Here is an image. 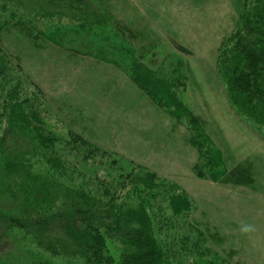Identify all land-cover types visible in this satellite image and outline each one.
Wrapping results in <instances>:
<instances>
[{
  "label": "rangeland",
  "instance_id": "rangeland-1",
  "mask_svg": "<svg viewBox=\"0 0 264 264\" xmlns=\"http://www.w3.org/2000/svg\"><path fill=\"white\" fill-rule=\"evenodd\" d=\"M88 1L94 14L91 18L101 20L89 24L88 31L82 32L74 28V23L58 19L34 21L37 22L33 26L34 37L13 25L2 29L0 49L14 66L9 75L0 79V96L5 97L9 89L15 90L16 99L37 95L43 130L72 137L71 143L76 136L82 138L84 153H91L88 160H81L73 143L55 145V152L63 150L56 156L66 163L64 169H59L64 175L58 176V181L94 190L98 180L107 185L120 181L121 177L123 181L127 174L139 172L137 167H141L154 173L159 183H168L185 192L193 201L195 211L180 218L179 224L183 227L176 229L175 235L182 234L187 230L184 224L192 217L201 222L192 186L193 180L198 179L194 168L199 156L191 145L193 131L186 122L190 120L188 117L214 143L219 139L211 128L224 123L235 127L244 125L245 134L264 139L263 127L258 128L252 120L232 109L216 69L223 47L239 27L241 0H197L195 3L192 0L191 4L184 5L196 9L192 12L199 16L179 12L181 4L175 0L155 4L150 0L149 3L145 0ZM156 7L162 8L160 13L167 8L162 14L165 18L156 21L157 26L149 15L151 19L147 22L145 19V13L154 9L156 12ZM12 10L14 16L15 9ZM45 30L52 37L49 43L39 34ZM146 30L153 35L144 34ZM116 46L121 49L116 50ZM125 47L129 48V55L122 54L127 51ZM100 52L104 57L99 60L95 57ZM139 66L150 71L149 79H137L142 74L137 70ZM222 107L224 112L220 111ZM179 108L187 113L181 119L176 115L182 112ZM4 127L0 117V135ZM68 133L72 136H67ZM214 146L221 150L225 166L233 167L235 161L230 153L226 155L222 151L223 145ZM242 166L251 172L249 165ZM39 168L48 169V166ZM124 183L134 194L132 187ZM157 193L165 202L155 201L151 212L155 214L156 224L163 225L164 219L171 217L169 192ZM129 198L133 205L135 197ZM14 234L23 248L20 255L16 250L10 258L18 260L17 264H85L78 257L43 252L30 237ZM108 248V260L118 259L119 247L112 243Z\"/></svg>",
  "mask_w": 264,
  "mask_h": 264
},
{
  "label": "trees",
  "instance_id": "trees-1",
  "mask_svg": "<svg viewBox=\"0 0 264 264\" xmlns=\"http://www.w3.org/2000/svg\"><path fill=\"white\" fill-rule=\"evenodd\" d=\"M241 4L239 27L218 57L217 75L225 85L232 109L264 128V0H241ZM92 15L88 0H0V32L13 25L34 37V21L53 19L68 20L83 32L90 30L89 24L101 21ZM39 34L45 43L52 38L46 30ZM118 47L116 50L121 49ZM124 49L127 51L122 54L129 55V48ZM101 57L104 55L100 52L95 58ZM11 66L14 64L10 57L0 49V79L9 75ZM137 70L144 75L137 79L152 75L142 66ZM14 91L6 90V96H0V117L5 123L0 135V264H17L18 260L10 258L16 250L20 255L23 248L15 232L30 237L43 252L78 257L85 264H234L230 256L226 258L210 248V240L216 237L213 230L194 217L184 224L185 232L175 235V230L183 227L180 218L190 211L193 215L195 205L185 192L159 183L150 171L137 167L139 172L131 171L123 181L121 177L107 185L98 180L96 188L88 191L58 181V176L64 175L59 169H64L66 163L56 156L63 151L55 152L56 144H75L82 161L90 159L91 153H84L80 137L71 143L72 137L43 130L37 95L16 99ZM180 111L176 113L179 119L187 115L184 109ZM188 118L186 122L193 131L191 145L199 156L194 175L250 187L253 179L248 167L238 164L227 168L221 150L206 138L193 118ZM124 181L134 194L126 189ZM160 191L169 192L171 211L163 225L156 224L151 212L155 201L165 202L158 198ZM130 196L135 197L133 205ZM112 243L119 252L118 259L110 261L106 254Z\"/></svg>",
  "mask_w": 264,
  "mask_h": 264
},
{
  "label": "crops",
  "instance_id": "crops-1",
  "mask_svg": "<svg viewBox=\"0 0 264 264\" xmlns=\"http://www.w3.org/2000/svg\"><path fill=\"white\" fill-rule=\"evenodd\" d=\"M161 1L164 0H150V3L155 4ZM145 2L149 3V0ZM174 2L181 4L179 12L183 14L190 12L192 15L199 16L198 13L192 12L196 9L184 6L191 4L192 0L190 3L189 0H175ZM145 9L147 10L148 7ZM161 9V7H156V12L155 9L150 13L147 11L145 13L146 22L152 18L157 26L156 21L165 18L162 14L167 10L164 8L163 13H160ZM174 9L178 10V8ZM207 13L209 17V11ZM147 31L144 34L153 35ZM212 91L215 92V90ZM226 108H228L227 105ZM224 110L227 111L225 108ZM220 111L224 112L223 107ZM240 126L235 127L231 123H224L213 126L211 130L217 133L219 139L215 144L218 143L220 147L223 145L224 150L222 151L226 155L227 153L232 155L235 165L250 166L253 184L248 187L232 183H212L194 178L192 182L193 199L198 205L201 222L210 227L216 236L210 240L209 244L217 252L222 255L224 253L226 258L230 256L234 264H264V139L254 134L248 136L242 130L243 127H247ZM228 130L229 134H227ZM234 131H239V134H234ZM244 221L254 224L255 231L242 234L239 228L241 222Z\"/></svg>",
  "mask_w": 264,
  "mask_h": 264
},
{
  "label": "clouds",
  "instance_id": "clouds-1",
  "mask_svg": "<svg viewBox=\"0 0 264 264\" xmlns=\"http://www.w3.org/2000/svg\"><path fill=\"white\" fill-rule=\"evenodd\" d=\"M239 231L242 234H250V233L255 231V225L251 224V223H248L246 221L241 222V226L239 228Z\"/></svg>",
  "mask_w": 264,
  "mask_h": 264
}]
</instances>
